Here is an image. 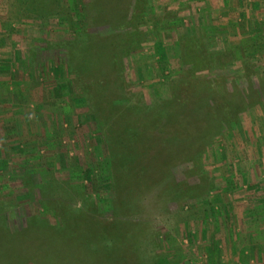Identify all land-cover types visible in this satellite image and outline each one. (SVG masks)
Masks as SVG:
<instances>
[{
    "label": "rangeland",
    "instance_id": "rangeland-1",
    "mask_svg": "<svg viewBox=\"0 0 264 264\" xmlns=\"http://www.w3.org/2000/svg\"><path fill=\"white\" fill-rule=\"evenodd\" d=\"M108 1L0 0V264H231L264 219V0Z\"/></svg>",
    "mask_w": 264,
    "mask_h": 264
},
{
    "label": "crops",
    "instance_id": "crops-1",
    "mask_svg": "<svg viewBox=\"0 0 264 264\" xmlns=\"http://www.w3.org/2000/svg\"><path fill=\"white\" fill-rule=\"evenodd\" d=\"M27 6V5H26ZM24 6H22L23 8ZM0 30L1 29V23H0ZM13 45V38H10L6 35H3L0 33V92L6 94L2 99H0V140L7 142L9 137L13 135L12 131L13 129L7 128L9 125L15 124V122H20L23 117L22 115L18 114L20 111L21 105L13 106L11 103L13 101L12 95H7L9 92L13 91L14 88L12 86H9V81H11L8 78V75L11 71V67H14L16 65V54L19 55V53L14 54L8 46ZM29 59V58H28ZM21 61V60H20ZM24 73V71H23ZM25 75L27 73H24ZM15 87V86H14ZM26 89L25 87H21L20 91H24ZM9 91V92H8ZM7 96L11 97L8 98ZM11 100L9 102L8 100ZM18 104V103H17ZM3 138V139H2ZM8 145V144H7ZM1 146V145H0ZM5 146V143H4ZM13 150V148H12ZM11 148H0V157L3 156H12ZM260 156V155H259ZM258 155H256V160L258 163L264 162V157L259 158ZM255 158L251 161L253 165H255ZM247 163H250V161H247ZM258 166V164H257ZM248 167V166H247ZM249 170V169H248ZM245 171H247L245 169ZM254 221L251 219V228L245 229L244 233H248L252 239V244H250V248L246 250L241 246H233V260L231 261V264H264V230L261 232L259 229H264V219L258 216H253ZM260 224H263L262 227L259 229L255 226ZM254 259V260H253Z\"/></svg>",
    "mask_w": 264,
    "mask_h": 264
},
{
    "label": "trees",
    "instance_id": "trees-1",
    "mask_svg": "<svg viewBox=\"0 0 264 264\" xmlns=\"http://www.w3.org/2000/svg\"><path fill=\"white\" fill-rule=\"evenodd\" d=\"M114 1H116V0H112V2L110 3L109 1H108V4H109V7H110V5L114 2ZM110 8H112V6L110 7ZM130 112V109H128V111L126 112H122V115H121V118L122 119H126L125 118V116H128V113ZM143 121V120H142ZM122 122H124L123 120H121V123ZM116 123L117 124H119L120 122L118 121V120H116ZM112 131V133H117V130L115 129V128H113V130L112 129H110L109 128V132H111ZM110 140L111 141H108V143H113V141H114V137H112V138H110ZM174 140H176V144H178V142H179V139L178 138H175ZM153 142H156V141H153ZM152 142V143H153ZM119 155V154H118ZM112 188H113V186H112ZM146 187H142V190L143 191H150V190H153V187L152 188H146ZM117 193H118V191H117ZM119 194V193H118ZM129 201H127L126 200V202H119V203H116V202H111L110 203V207H113L114 209H113V212H114V215L115 216H118V215H122L123 213H124V209L127 211V212H129V213H132L135 217L136 216H140V217H143V216H145V215H141L140 213H141V211L142 210H144V209H146L144 206H138V205H140L139 204V202L137 201V207H134L132 204H131V202L130 203H128ZM129 209V210H128ZM139 220V218L138 219H136L135 218V229H134V226L132 225V226H130V228L129 229H125L126 230V237H127V239L125 238V241H126V244H127V246H128V243H129V237H131L133 234H134V232H136L138 235H140L141 233H142V231H143V228H142V225H141V223L140 222H138L137 223V221ZM133 222V223H134ZM129 236V237H128ZM110 241H111V238H109V237H107L106 239H105V241H104V243H107L108 245H111L112 243H110ZM110 248H111V246H109V250H110ZM94 252V254H97V252H95L96 250H93ZM129 253V252H128ZM84 254H85V256H87V258H89L88 257V255L86 254V253H84V252H81L80 253V255L81 256H83V257H85L84 256ZM134 255H136V256H138V252H136V251H132L131 253H130V257H129V259H131V258H133V257H135ZM48 254H47V258H48ZM125 256V255H124ZM129 256V255H128ZM86 258V257H85ZM90 259V258H89ZM134 259H136V258H134ZM30 260H32V258L30 259ZM35 261V260H34ZM137 263L136 264H139L138 263V257H137ZM33 264H34V262H33Z\"/></svg>",
    "mask_w": 264,
    "mask_h": 264
}]
</instances>
